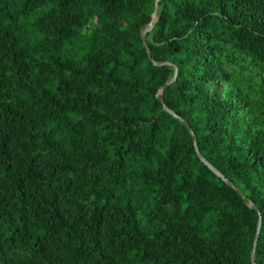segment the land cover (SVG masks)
I'll return each mask as SVG.
<instances>
[{
  "label": "trees",
  "instance_id": "obj_1",
  "mask_svg": "<svg viewBox=\"0 0 264 264\" xmlns=\"http://www.w3.org/2000/svg\"><path fill=\"white\" fill-rule=\"evenodd\" d=\"M155 4L0 0V264H264V0Z\"/></svg>",
  "mask_w": 264,
  "mask_h": 264
},
{
  "label": "water",
  "instance_id": "obj_2",
  "mask_svg": "<svg viewBox=\"0 0 264 264\" xmlns=\"http://www.w3.org/2000/svg\"><path fill=\"white\" fill-rule=\"evenodd\" d=\"M158 3L159 0H156V4H155V12L153 13V19L152 21L148 24V26L143 30L142 32V37L144 40V44L145 47L148 50V54L150 56L151 59H153L152 57V53L150 51L149 45L147 43V39H146V35L149 31H151L156 23L157 20V10H158ZM154 63L156 65H160L161 63H158L156 61H154ZM175 66V65H174ZM177 74H178V68L175 66V74L174 77L171 78L170 80H168L160 89V93L158 94V96L160 97V99L164 102V96H163V91L164 89L172 82L175 81V79L177 78ZM164 108L165 110H167L168 112H170L171 114H173L174 116L178 117L179 119H181L183 121V123L191 130L192 132V136H193V140H194V144L196 147V150L198 152V155L200 156V158L202 159L203 162H205V164H207L214 172H216L219 176H221L229 185H231L235 190H237L241 196L243 197L244 200L247 201V197L245 195V193L238 187L236 186V184L231 181L229 178H226V176L220 171L218 170L200 151L199 146H198V142H197V136L195 134V132L193 131V129L191 128L190 124L187 122V120L183 117H181L179 114H177L174 110H172L171 108H169L168 105H166L164 103ZM250 206L254 207L257 209V207L254 204L249 203ZM261 225H262V216L260 215V220H259V224H258V228H257V233L255 236V240H254V247H253V252H252V260H253V264H257L256 261V250H257V245H258V240H259V236H260V231H261Z\"/></svg>",
  "mask_w": 264,
  "mask_h": 264
}]
</instances>
